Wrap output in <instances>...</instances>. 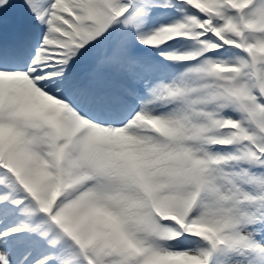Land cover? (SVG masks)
Masks as SVG:
<instances>
[{"label": "snow or ice", "instance_id": "1", "mask_svg": "<svg viewBox=\"0 0 264 264\" xmlns=\"http://www.w3.org/2000/svg\"><path fill=\"white\" fill-rule=\"evenodd\" d=\"M0 264H264V0H0Z\"/></svg>", "mask_w": 264, "mask_h": 264}]
</instances>
